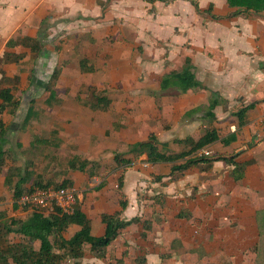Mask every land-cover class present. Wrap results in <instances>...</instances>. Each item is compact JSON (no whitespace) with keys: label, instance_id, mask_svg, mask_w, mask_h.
Wrapping results in <instances>:
<instances>
[{"label":"crops","instance_id":"1","mask_svg":"<svg viewBox=\"0 0 264 264\" xmlns=\"http://www.w3.org/2000/svg\"><path fill=\"white\" fill-rule=\"evenodd\" d=\"M236 11L227 0H0V58L9 40L35 38L34 28L60 18L63 27H72L69 34L84 38L63 50L76 58L80 54L78 68L86 58L94 72L85 75H91L104 68L102 59L109 49L104 50V34H116L113 56L121 55L117 63L123 69L118 81L129 86L135 102L143 101L140 112L148 116L144 127H104V132L95 128L104 141L91 150L85 132L74 134L89 127L68 132V140L84 149L85 161L95 164L84 172L70 170L73 174L63 179L76 191V206L86 216L90 234L104 235L103 215L138 219L106 247L104 258L87 251L81 264H264V12L233 15ZM41 45V57L47 54L48 63L57 55L58 63L60 54L43 51ZM12 52L25 56L18 66H0V80L1 73L22 80L28 76L24 68L32 67L28 49L16 47ZM186 59L201 88L186 93L171 87L161 90L162 79L180 71ZM214 98L219 104L209 120L208 101ZM248 104L255 105L246 112L245 124L238 126L234 114ZM3 115L8 114L0 113L1 122ZM212 129L218 140L202 148L212 153L210 157H196L197 150L174 163L151 164L145 155L126 154L129 145L146 142L151 134L166 144L167 152H182L190 148L184 140L197 141ZM229 137L232 140L223 144ZM116 151L131 163L118 167ZM103 153L104 170L100 167L99 175L89 177ZM227 157L235 159L228 163ZM194 158L212 161L192 164L171 177L172 165ZM234 163L245 164L239 181L232 178ZM3 169L2 189L7 188ZM15 208L21 211L11 196L0 202V212ZM79 229L72 225L63 237Z\"/></svg>","mask_w":264,"mask_h":264},{"label":"rangeland","instance_id":"2","mask_svg":"<svg viewBox=\"0 0 264 264\" xmlns=\"http://www.w3.org/2000/svg\"><path fill=\"white\" fill-rule=\"evenodd\" d=\"M62 25L61 19L56 18L51 24L43 21L37 29L34 28L37 30L41 46L44 47L43 51L55 49L60 54L55 67L57 70L55 78L47 84L51 70L46 62L47 54L44 53L43 57L40 55L41 48V51L36 53L37 56L31 55L34 60L32 67L29 65L24 68L28 76L24 75L22 80H18L12 86L13 93L20 100L18 110L12 117L8 115L1 117L8 127L4 143L8 156L3 170L6 173V168H11L14 174L26 171L30 179L24 186L25 192L33 187L34 180H41L43 184L47 182L58 184L64 178H68L73 174L68 169L67 163L70 159L87 160L84 149L68 140L67 135L72 127H89L87 131L78 130L77 133L74 131V134L84 135L85 132L91 150L93 146L104 141V135L99 138L95 128L104 132V127L147 125L145 122L148 116L142 117L143 113L140 112V103L143 101L135 102L129 94V86L124 85L121 80L118 81L123 74L121 64L117 63V60L121 61V55L113 56L117 46L112 44L116 45L119 42V36L104 34V50L109 49L108 52H104L102 59L104 67L102 82L100 78L103 74L102 68L95 70L94 74L85 75L78 68L80 54L78 53L76 58L72 52L63 50L70 43L80 44L84 38L74 33L69 34L73 31L72 27ZM44 62L46 63L42 66ZM211 101L212 99H209L208 105ZM29 106L33 107V114L28 124L22 128ZM150 136L156 139L153 134ZM89 155L91 158L94 157L92 152ZM100 167L104 170V153L103 159L97 161L95 171L88 172L87 175L89 177L94 173L99 175ZM16 179L15 177L14 181ZM12 188L3 190L0 187V202H7L8 198L12 197ZM27 211L21 209L17 212L15 208L2 212L5 219H8L6 218L8 216L24 219ZM64 264L68 262L65 261Z\"/></svg>","mask_w":264,"mask_h":264},{"label":"trees","instance_id":"3","mask_svg":"<svg viewBox=\"0 0 264 264\" xmlns=\"http://www.w3.org/2000/svg\"><path fill=\"white\" fill-rule=\"evenodd\" d=\"M229 5L237 7L233 15L241 14L243 12L253 11L255 13L264 12V0H227ZM198 10L197 6L195 5ZM41 41L39 36L35 38L29 37H16L7 42L5 51L0 58V66L16 65L23 60L24 54L12 52L16 47H23L29 50L31 55L40 51ZM79 68L82 73L94 72V67L88 64L86 58L79 61ZM57 70L55 69L50 75L47 84L51 83L55 78ZM0 80V113H6L14 116L20 106V100L13 93L12 86L18 82L19 77L6 78L1 73ZM173 88L181 93H186L188 90L201 88V84L196 80L192 72L190 60L186 59L180 71H174L162 79L161 90ZM219 104L217 99H212L208 105L206 117L211 120L214 118L213 110ZM255 104H248L240 108L234 116L238 120V126L245 124V114L248 110L252 109ZM33 114V107L29 106L22 122V128L25 127L30 121ZM7 133L6 126L0 121V171L6 166L7 151L4 149L5 136ZM218 140L215 130H208L204 136L197 141L189 139L184 140L189 145L188 150L182 152H167L166 144L158 142L152 136L146 142H139L128 146L126 154H130L137 158L145 155L147 162L151 164L156 163H174L178 160L190 156L197 150L212 144ZM232 140L229 137L227 140L222 141L227 144ZM235 158L225 159V162H233ZM113 160L118 167L128 166L132 159H125L124 154L114 153ZM204 161H212L207 158H194L188 160L182 165H172L171 177L182 173L189 168L192 164ZM68 169L72 171L84 172V170L94 163L82 161L78 159H71L68 161ZM235 164V163H234ZM245 164H235L232 171V178L239 181L243 175ZM8 168L6 171L4 187H13V200L17 203L20 196L25 193L24 186L29 181V174L24 171L23 173L16 172ZM15 177L17 178L16 181ZM161 178H157L160 180ZM122 179H120L118 187H121ZM56 188L69 187L71 183L68 180H63L58 184H51L47 182L42 183L41 180H34L31 191L34 187L45 188L48 186ZM122 207L125 206L124 202H120ZM102 223L105 225V232L102 237H93L90 234L89 223L86 216L76 206L72 215L61 214L58 209L54 214L44 215L38 211L29 212L26 219L4 218V214H0V264H81L85 252L89 251L92 256L101 259L104 258L105 249L112 241L121 233V231L131 224L138 221L137 218L129 221H120L116 217L105 216L101 217ZM72 225L78 226L80 229L75 232L70 238L65 239L63 234ZM37 246H36V244Z\"/></svg>","mask_w":264,"mask_h":264},{"label":"built area","instance_id":"4","mask_svg":"<svg viewBox=\"0 0 264 264\" xmlns=\"http://www.w3.org/2000/svg\"><path fill=\"white\" fill-rule=\"evenodd\" d=\"M211 155L212 153L206 149L195 153L196 157H210ZM17 205L29 212L38 211L44 215L54 214L56 209L61 214L72 215L77 205L76 191L73 187H34L20 196Z\"/></svg>","mask_w":264,"mask_h":264},{"label":"water","instance_id":"5","mask_svg":"<svg viewBox=\"0 0 264 264\" xmlns=\"http://www.w3.org/2000/svg\"><path fill=\"white\" fill-rule=\"evenodd\" d=\"M56 55V54H55ZM52 57V56H51ZM56 63H57V55L56 56H53L52 58H49V61H48V68L49 70H51V74L53 73V71L55 70V67H56ZM240 151L236 152L235 154H233L232 156L230 157H235L237 156V154L239 153ZM230 157H227V158H230Z\"/></svg>","mask_w":264,"mask_h":264}]
</instances>
